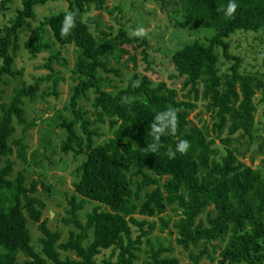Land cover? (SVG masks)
Returning a JSON list of instances; mask_svg holds the SVG:
<instances>
[{
  "label": "trees",
  "instance_id": "1",
  "mask_svg": "<svg viewBox=\"0 0 264 264\" xmlns=\"http://www.w3.org/2000/svg\"><path fill=\"white\" fill-rule=\"evenodd\" d=\"M12 1H0L3 14ZM66 1L67 10L46 16L39 26L48 27L55 42L73 44L78 52L69 104L73 118L59 124L67 133L62 151L85 155L77 167L75 191L68 196L69 216L63 219L74 228L66 240L61 230L49 228L48 219L42 220L46 203L37 193L39 186L51 192V185L37 179L27 185L25 169L15 174L12 156L28 162L24 140L34 126L24 105L58 96L64 78L55 75V64L68 63L60 51L51 52V44L31 36L24 47L31 57L50 50L44 64L49 73L15 88L10 101L0 105V264H141L146 239L150 246L142 264H200L205 259L206 264H264V159L257 167L253 157L249 164L243 159V148L248 151L257 142L258 153H264V135L255 120L258 92L264 101V73L242 70L243 60L230 45L236 33H264V0H233L236 9L230 18L224 15L229 0H178L184 19L176 26L213 33L172 53L176 73L169 76L170 83L137 71L138 53L146 70L151 69L146 37L130 36L122 25L113 35L103 30L100 17L83 19L86 7L104 10L107 0ZM44 2L22 0L12 18L0 24V76L23 74L13 70L23 45L20 33L37 20L35 7ZM126 62L134 71L127 85L107 90L104 83L110 75L122 76ZM44 81L52 82L51 89H42ZM89 92L95 93V121L107 123L111 131L102 142L96 139L103 133L80 105ZM200 102L205 110L196 114L195 123L190 115ZM181 140L188 143L184 153L176 150ZM89 202L95 205L83 218L80 212ZM168 207L181 214L174 223L175 240L187 262L164 255L173 248L156 247L148 239L157 225L149 217L164 214ZM160 220L164 230L170 220ZM30 223L39 224L40 249Z\"/></svg>",
  "mask_w": 264,
  "mask_h": 264
},
{
  "label": "rangeland",
  "instance_id": "2",
  "mask_svg": "<svg viewBox=\"0 0 264 264\" xmlns=\"http://www.w3.org/2000/svg\"><path fill=\"white\" fill-rule=\"evenodd\" d=\"M1 1V0H0ZM22 0H13L10 4V9L3 14L0 10V24H6L12 18L15 9L22 6ZM68 2L66 0H47V2L40 3L35 7L37 20L32 22V26L21 31L22 49L19 52L13 70L23 71L22 75L12 77L7 74L0 76V90L2 91V101L9 102L11 96L15 93V88H20L22 84H32L36 78L44 77L48 70L44 67L47 58L51 52L60 51L62 57L66 58L68 63L66 65L55 64L56 73L60 74L64 80L58 83V96L47 95L44 99L37 98L34 102L26 101L24 107L26 108V118L28 121L34 122V126L26 132L25 144L27 145L28 162L23 163L17 159L16 155L12 156L16 160L15 174L18 170L25 169L27 176V185L33 179L42 180L50 184L51 192L44 190L39 186L37 195L46 203V208L43 210L42 220L48 219V226L52 230H61L63 239L66 240L69 236L73 225H66L63 219L69 216L67 210L68 196L74 193V183L77 181V167L85 159L84 154H78L74 151L65 153L62 151V142L66 139V131L61 128L59 124L64 119L71 120L73 115L69 109L70 97L72 95L73 81L72 69L77 58L76 46L60 45L55 42L53 34L49 28H41L39 22L46 16L68 9ZM107 9L100 10L94 5L88 7L87 12L83 14V19L87 20L89 17H100V22L103 25V30L115 35L120 26H125L128 35L136 36L142 35L150 41L149 57L150 70H146L147 64L143 61L142 55L138 53L137 71L149 75L153 80H165L170 83L171 74H175V66L171 60V55L180 46L195 39L204 40L206 36H211L213 32L204 28H180L175 25L176 22L184 19V10L178 0H107L105 2ZM96 25L92 24V31L96 35ZM38 35L42 42L51 44L50 50H45L31 57V52L24 47V41L31 36ZM231 52L239 55L242 60V70L247 73L260 71L264 73V33L255 32H239L230 38ZM132 52H136L129 47ZM140 51V50H139ZM224 60V59H223ZM123 61H126V57ZM2 66V59L0 58V67ZM229 66V64H227ZM226 67L222 70L225 71ZM122 76L117 77L110 75L108 80L104 83L107 90L114 92L116 87H125L129 81L130 76L134 73L132 64L126 62L121 67ZM42 89H51L52 82L45 81L41 85ZM180 87V85H178ZM95 93L89 92L87 98L80 101V105L88 113L86 117L95 121V110L93 107V98ZM263 93L258 92L255 98L257 103V112L255 114L256 126L258 132L264 135V101H262ZM204 103L200 102L199 107L194 113L190 115L193 122H197L196 114L199 111H204ZM2 112L0 109V117ZM204 117L209 118L207 113ZM98 130L103 133L102 137H97V142H102L111 136V131L107 123H99L95 121L94 124ZM79 131L80 128H78ZM22 135L21 127H17L16 137ZM216 145L221 146L219 139H216ZM258 142L251 146L248 151L246 147L243 148L245 156L243 159L246 163L251 162L253 157V166L263 165L264 153H258ZM95 203L89 202L85 209L80 212L84 218L85 213L90 211ZM181 212V210H179ZM160 217L169 219V225L164 230ZM181 218V214L177 215L168 207L166 212L161 215L149 217V220L157 222L155 230L148 236L152 245L156 247L161 244L165 247L171 246L173 251L164 255L178 256L183 262H187L186 254H182V248L176 244V229L174 223ZM85 220V219H84ZM39 224L30 223L29 227L33 236V242L37 249H40L38 244L39 238L42 237V232L39 230ZM150 245L147 244V239L143 241L141 247L142 251L139 253L142 264L147 259L146 250ZM23 259L24 256L20 255ZM205 259L200 264H206Z\"/></svg>",
  "mask_w": 264,
  "mask_h": 264
},
{
  "label": "clouds",
  "instance_id": "3",
  "mask_svg": "<svg viewBox=\"0 0 264 264\" xmlns=\"http://www.w3.org/2000/svg\"><path fill=\"white\" fill-rule=\"evenodd\" d=\"M236 4L233 2V0H229V3L224 11V15L228 18L232 16V14L235 12ZM66 31V29H62V33ZM188 148V143L185 140H181L176 145V150L180 153H184Z\"/></svg>",
  "mask_w": 264,
  "mask_h": 264
}]
</instances>
